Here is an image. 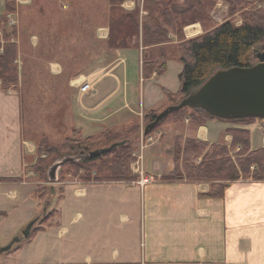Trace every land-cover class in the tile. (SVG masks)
<instances>
[{"label":"crops","instance_id":"0c3cea01","mask_svg":"<svg viewBox=\"0 0 264 264\" xmlns=\"http://www.w3.org/2000/svg\"><path fill=\"white\" fill-rule=\"evenodd\" d=\"M8 2L14 4L11 12L6 11ZM142 4L143 0H124L118 5L109 0H0V20L4 16L7 31L13 27L9 28L6 17L19 20L11 40L16 43L19 80L37 78L40 65L46 74L63 73V53L57 49L63 43H73L71 54L77 60L78 72H71L69 79L78 92L73 91L69 110L75 116L74 130L82 133L80 138L116 131L134 120L142 128L148 111L168 106L164 91L176 93L179 89L182 64L178 40L172 33L171 41L164 44L168 51L165 72L143 76ZM135 9L140 11L138 35L126 46L118 44L117 38L126 31L113 24V15ZM67 11L82 12L69 33ZM203 32L200 22L183 28L187 39ZM3 35L0 28L1 41ZM85 80L93 81V93L79 92ZM12 90L0 87V248L35 220L38 209L32 196L37 182L31 170L35 150L31 137L36 129L35 125H25L23 100L18 90ZM248 124L215 118L197 125L189 117L165 121L150 137H140L136 145L146 144L143 170L152 182L139 186L127 181L74 180L65 185L67 195L64 193L62 199L73 193L82 198L78 206L81 204L86 214L91 210L95 213L91 221L100 232L92 242H78L76 247L70 242L56 244L49 231L56 221L32 235L23 247L1 254L0 264H264V180L240 178L228 184L222 196H209L208 182L170 179L176 137L229 147L233 139L230 130L247 129L250 151L264 147V131L257 123L252 128ZM255 127L262 132L259 145L252 142ZM64 209L65 205L60 206L59 222ZM58 232L63 235L66 228ZM40 240L43 249L38 245Z\"/></svg>","mask_w":264,"mask_h":264},{"label":"trees","instance_id":"16d2710c","mask_svg":"<svg viewBox=\"0 0 264 264\" xmlns=\"http://www.w3.org/2000/svg\"><path fill=\"white\" fill-rule=\"evenodd\" d=\"M124 0H109L111 4H120ZM228 4V14L239 12L242 21L236 24L226 19L212 28L192 38H185L183 28L191 23L200 22L202 26L210 21V13L217 0H143L144 10L140 19L142 31V73L147 77L152 72L162 74L166 70L168 58L165 43L171 41L169 34L177 37L178 60L182 64L178 75L179 89L176 93L165 90L168 105L177 104L192 89L202 84L218 68L232 66H250L257 58L255 47L264 40V0H259L256 7L246 9L249 0H224ZM14 10L12 2L6 3V11ZM121 13L118 15V13ZM115 13V11H114ZM139 13L137 9L126 12L116 11L113 24L121 25L126 31L117 43L123 46L129 39L138 35ZM4 16L0 20L3 30L4 45L0 52V83L2 88L14 84L16 80L15 56L16 45L11 42L12 31H7ZM122 30V31H123ZM115 30L112 29V33ZM111 35V28H110ZM125 35V36H124ZM165 108V107H164ZM163 108V109H164ZM148 111L143 118V127L151 122L162 111ZM189 117L197 125H203L215 117L198 109L181 108L162 119L152 131L143 137L150 136L163 122L170 119L184 120ZM254 118L225 120L237 123H249ZM233 136L230 146L208 143L197 138L174 139V174L170 177L181 179L186 177L192 181L208 182L209 196H222L228 184L240 178L264 180V147L250 151L249 131L232 129ZM141 137V124L138 120L130 122L117 131L105 130L100 134L86 138H66L63 143L51 142L46 136L40 137L38 152L63 156L70 154H86L92 150L104 148L114 142L124 141L96 157L86 158L71 163L73 169L82 171V177L95 171L97 182H125L135 180L136 175L130 172L129 163L132 153ZM63 144V145H62ZM239 147L235 160L231 151ZM199 161L196 162V160ZM254 166L253 171L250 168ZM35 169V168H34Z\"/></svg>","mask_w":264,"mask_h":264},{"label":"rangeland","instance_id":"374dc122","mask_svg":"<svg viewBox=\"0 0 264 264\" xmlns=\"http://www.w3.org/2000/svg\"><path fill=\"white\" fill-rule=\"evenodd\" d=\"M249 1L250 3L245 7L246 9L249 10L260 4L259 0H249ZM211 12H213V17L212 18L210 17V21L205 24L206 26L201 25L203 30L208 29L211 26H213L215 23H219L228 18L236 23L237 21H239L238 23L242 21V17L239 12L234 13L232 15L228 14V6L224 0H217V4L214 6V8H212ZM67 13H68L67 19H68V33H69V30L73 29V27L78 23V20L82 15V12L80 14V11H67ZM9 18L14 19L16 21V24L14 25L9 24ZM6 20L10 25L9 28H11V26L13 27L10 29V31H12L13 33L12 36L10 37V39L12 40V37L14 36L16 31L15 27L18 26L19 20L17 19L16 16L6 17ZM73 35L74 34H72V37ZM64 36L68 40V35H64L63 33V38ZM4 43H5L4 39L3 41H1L0 39V52H2L3 50L1 46ZM14 44L16 45V43ZM257 48H261L262 50H264V40L255 47V50ZM57 50L62 51L63 53L61 57V61L62 60L64 61L62 62V64L64 65L63 73L52 74V75L48 73L46 74L45 73L46 70L43 68V65H40V73L37 76V78L32 79L31 77H24L23 79L19 80V71L16 61V56H17L16 54L14 63H15L17 81L14 84L8 85L6 88H2L7 91H10L12 89H13L12 91H16V90L19 91L24 104L23 113H24L25 125L28 124L29 126L35 125V129H36L35 133L31 137V139L34 141L33 145L35 149L33 154L34 160L31 161V163H33L31 165V170L33 173L32 178H34L35 181L37 182L36 192L33 193L32 196L36 197L38 203V209L36 216L33 218L35 219V223L32 226V231L30 233L29 238L26 239L22 237L21 232L24 229L20 231L16 235V237H19L20 240L12 244L10 248L11 251L17 247L19 248L23 247L26 241L30 240L32 235L37 234L38 232H41L43 230H46V228L49 227L51 223H54L56 221L57 224H55V227L53 229H50L49 231H51V235L53 237L54 242L56 244L58 243V245L61 242H70L74 245L73 247H76L78 242L81 243L84 241L92 242L93 236L96 233L100 232L96 229V227L93 226V223L91 221V218L95 216L94 211L91 210L88 214H86V212H84V210L82 209L81 204L80 206H78L82 200L80 196H76L73 193H69L68 194L69 196H67L65 199H62L63 198L62 196H64L65 193L66 184L73 183L72 181L74 180L80 182L92 181L93 179H95V171L92 172L90 175L89 173L84 172V174H86L87 176L82 177L83 170L80 171L79 169H73L71 164L73 162H70L61 166V168L58 171L56 180L50 181L48 179V170L50 166L54 163V161L64 157L65 155L72 156L74 154H70L68 152H62L63 156L56 157L54 154H50V153L46 154L44 152H42V154H39L38 152V144L40 143V137H42L43 135L46 136L51 142L58 144L63 143L66 140V138L78 139L80 137H83L82 133L78 132L77 134V131L74 130L77 129L75 116L69 110L75 98L73 91L76 92L77 90L78 92V89L76 87L70 86L71 82L73 81H70L69 79L70 73L78 68L77 60L71 54V52L73 51V43L71 41L67 43H63V47ZM256 61L257 58L254 59L253 63H255ZM106 65L107 64L102 66H106ZM76 72H78V70H76ZM0 87H2L1 83H0ZM250 123L255 124V126L257 123V126H259L261 130L264 131V120L261 119L252 120L248 124V126L252 128V124ZM71 128L74 131L71 130ZM255 129L256 130L252 132V142L254 145H259L261 144L262 141V132L256 127ZM142 135H143V129H141V136ZM238 151L239 149L236 148L230 153L234 160H235V156H237L236 153H238ZM197 161H199V159H197L196 162ZM131 162L132 159L130 160L129 168ZM254 169H255L254 166L250 168L251 171H253ZM27 172H28V167H26V173ZM130 172L133 174L131 169ZM66 193L65 195H67ZM71 202H72V206H71ZM62 205H65V209L63 210L64 216L59 222L58 220L61 217L60 206ZM79 213L80 216H78ZM83 213H84V217H83ZM112 215L114 216L113 213ZM19 218H20V214H19ZM12 219L13 217L11 216L10 221H12ZM62 227L66 228V232L63 235H59L58 231ZM11 239H12L11 241H13V237ZM7 244H5V246ZM38 245L41 247L40 249H43L42 247H44V242L40 240ZM10 250L0 253V255L11 252Z\"/></svg>","mask_w":264,"mask_h":264},{"label":"water","instance_id":"95a60500","mask_svg":"<svg viewBox=\"0 0 264 264\" xmlns=\"http://www.w3.org/2000/svg\"><path fill=\"white\" fill-rule=\"evenodd\" d=\"M257 61L250 66H232L218 68L199 86L192 89L177 104L168 105L143 128L147 134L171 113L188 107L198 109L222 120L254 118L264 120V50L256 49ZM124 141L90 151L86 154L65 155L57 159L48 170V179L54 181L62 165L96 157L109 152ZM35 220H32L22 231V237L27 238ZM19 237L0 248V253L10 250Z\"/></svg>","mask_w":264,"mask_h":264},{"label":"built area","instance_id":"2783aa9c","mask_svg":"<svg viewBox=\"0 0 264 264\" xmlns=\"http://www.w3.org/2000/svg\"><path fill=\"white\" fill-rule=\"evenodd\" d=\"M10 24H16L14 19L10 18ZM79 92L82 94H91L93 93V81L85 80L79 85ZM145 143L142 141L138 146L137 150L133 152V160L130 164L131 171L135 173L138 177L136 180L129 181L138 184L139 186H144L151 181V179L144 173L143 170V150L145 148ZM128 182V183H129Z\"/></svg>","mask_w":264,"mask_h":264}]
</instances>
